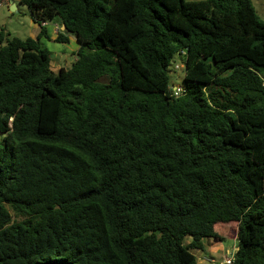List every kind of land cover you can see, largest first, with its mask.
I'll return each mask as SVG.
<instances>
[{
    "label": "trees",
    "instance_id": "obj_1",
    "mask_svg": "<svg viewBox=\"0 0 264 264\" xmlns=\"http://www.w3.org/2000/svg\"><path fill=\"white\" fill-rule=\"evenodd\" d=\"M20 4L41 31L0 29V264H198L205 239L227 238L232 264H264V21L251 0ZM55 21V43L80 44L58 73L42 45Z\"/></svg>",
    "mask_w": 264,
    "mask_h": 264
},
{
    "label": "rangeland",
    "instance_id": "obj_2",
    "mask_svg": "<svg viewBox=\"0 0 264 264\" xmlns=\"http://www.w3.org/2000/svg\"><path fill=\"white\" fill-rule=\"evenodd\" d=\"M7 0H0V29H5L10 33V38H19L25 40L30 36L32 32V18L30 16L29 10L25 6L19 5V10H13L9 8L6 4ZM187 2H198L202 0H186ZM5 2V3H3ZM253 6L255 7L257 14L264 21V0H251ZM55 23H59L55 21ZM42 44L51 53L52 60L61 58V66L66 67L69 62L72 63L76 60V55H73V44H60L52 43L48 39H43ZM75 45V43H74ZM67 62V63H66ZM66 65V66H65ZM183 65V67L181 66ZM56 72L57 69H55ZM171 84L178 87H184V77H185V64L180 58H176L169 68ZM105 81V80H104ZM238 227L236 224L230 225H217V230H227L231 235L235 233V229ZM189 240L186 241V243ZM191 241V240H190ZM208 241L210 244L208 245ZM223 249V252L217 253V251H212V249ZM205 248L208 255L214 256L217 260L224 258L228 251L237 248V242L232 238H227L224 242H217L216 240H205ZM232 253V252H231Z\"/></svg>",
    "mask_w": 264,
    "mask_h": 264
},
{
    "label": "crops",
    "instance_id": "obj_3",
    "mask_svg": "<svg viewBox=\"0 0 264 264\" xmlns=\"http://www.w3.org/2000/svg\"><path fill=\"white\" fill-rule=\"evenodd\" d=\"M12 1H13V3H12ZM3 3H5V2H3ZM6 4L9 8H12L13 10H16V11L19 10V5L21 6L20 0H7ZM46 27L48 29V35L50 37L49 41L52 43H55L54 41L58 37L59 31L64 32V28H63V26L60 25V23H55V24L49 23L46 25ZM40 31H41L40 26L33 21L32 32H31L30 36H28L27 38L37 39L39 34H40ZM74 43H75V45H74ZM69 44L70 45L73 44V48H74L73 55H76V57H77V52L80 49V44L76 41V39L74 37H70V43ZM69 44H67V45H69ZM74 62H72V63L69 62L68 63V64H70L69 66L65 65L66 67H62L61 66V58L60 59L55 58L54 60H52V58H51V68L55 73H58L61 69H66V70L70 69ZM55 69H57L58 72H56ZM187 240H189V241L186 244H189L191 242L190 241L191 239L188 238V239H186V241ZM205 240H208V239H205ZM205 240L203 241L204 247H205ZM210 242H212V241H208V245L210 244ZM217 242H219V241H217ZM215 247H217L218 250L214 248V249H212V251H217V253L223 252V249H220V247H218V246H215ZM235 251H237V248H235L234 250L228 251L227 255L224 258L228 257L231 254V252L233 253ZM193 254L196 256L198 264H221L222 261L224 260V258L217 260L211 254L208 255L206 248L204 251H193Z\"/></svg>",
    "mask_w": 264,
    "mask_h": 264
},
{
    "label": "built area",
    "instance_id": "obj_4",
    "mask_svg": "<svg viewBox=\"0 0 264 264\" xmlns=\"http://www.w3.org/2000/svg\"><path fill=\"white\" fill-rule=\"evenodd\" d=\"M1 6V4H0ZM183 67V65H181ZM171 91H170V96L173 98H181L185 95L186 90L184 89V87H178V86H174L172 84V86L170 87ZM236 252V251H235ZM234 261V252L231 253L228 257L224 258V260L222 261L221 264H232Z\"/></svg>",
    "mask_w": 264,
    "mask_h": 264
},
{
    "label": "water",
    "instance_id": "obj_5",
    "mask_svg": "<svg viewBox=\"0 0 264 264\" xmlns=\"http://www.w3.org/2000/svg\"><path fill=\"white\" fill-rule=\"evenodd\" d=\"M12 3H13V1H12ZM63 28H64V30H65V26H63Z\"/></svg>",
    "mask_w": 264,
    "mask_h": 264
}]
</instances>
